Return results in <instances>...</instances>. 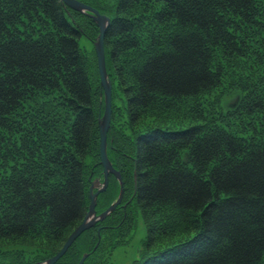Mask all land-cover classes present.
<instances>
[{"label": "trees", "instance_id": "1", "mask_svg": "<svg viewBox=\"0 0 264 264\" xmlns=\"http://www.w3.org/2000/svg\"><path fill=\"white\" fill-rule=\"evenodd\" d=\"M83 2L113 14L106 66L134 138L113 142L109 156L129 168L125 177L136 174L148 252L159 236L183 235L146 264H261L264 0H116L113 10ZM79 38L61 0H0V264H33L37 249L53 255L88 209L87 172L101 170V89ZM229 80L247 87L230 120L220 107L201 111ZM172 112L181 128L163 125ZM146 118L154 126L142 129Z\"/></svg>", "mask_w": 264, "mask_h": 264}, {"label": "rangeland", "instance_id": "2", "mask_svg": "<svg viewBox=\"0 0 264 264\" xmlns=\"http://www.w3.org/2000/svg\"><path fill=\"white\" fill-rule=\"evenodd\" d=\"M79 1H84V0H79ZM97 2L98 6H103L105 8H110V10H113V8L115 7V3L116 0H95V4ZM89 4V3H88ZM93 7L94 4H90ZM96 5V6H97ZM66 11H67V15L68 17L75 22V24L78 26V30H79V34H80V38H79V49L80 52L84 55L87 64H88V71H89V75L91 78L92 83L96 86V87H100V76H99V70L97 68L98 64H97V54L96 51L94 49V42L97 39L98 36V32H99V27L96 23H94L89 17H87L86 15L74 12L70 9H68L66 7ZM146 14H149L148 9L147 10H142ZM141 11H138L136 13V17L139 15ZM146 14L144 15L146 17ZM112 13L107 14V16L112 18ZM262 23H264V20H261ZM111 24V22H110ZM105 38V37H104ZM104 48L105 47V43H104ZM105 52L107 53V57L110 56V49H104ZM122 66V59L117 60V66ZM108 69V66H107ZM108 74L111 80H113V97H112V111H111V127L109 129V145H112V143L114 142V144L119 145V143L123 140H127V139H133V133L132 131L129 129V124H128V116H127V111H126V107H125V102H124V98H123V89L121 87L120 84H118V80L115 78V74L113 73L112 70L108 69ZM229 76H231L232 80H236L237 79V72L233 71V74H230ZM232 80H229L228 82H225V84H223V86L220 87V89H217L213 92V94L211 95H205L203 97V101L201 102V106L198 105V108L202 110L206 109L211 110L210 113H212L214 111V108H219L220 107V111H223V114L225 115L226 113L227 116L225 118L224 121L226 120H230V112H229V107L231 108V110L233 112L236 111L237 109V104L239 102V99L242 97V95L244 94V90L245 88H247L246 86H236L234 85V83L232 82ZM236 84V83H235ZM248 86V85H247ZM100 92L98 93L97 96H95V100H94V106L96 108V113H95V117H96V122H97V129H98V138L96 140V146H97V150H98V155H99V161H100V151H99V147H100V137H99V118L102 117V115L104 114L105 111V99H104V92L102 90V88L100 87ZM55 99V98H54ZM40 101V100H39ZM28 104H26L27 106ZM185 108V106H183ZM51 110L53 108L48 107ZM177 108H175L176 110ZM213 110V111H212ZM208 114V113H207ZM24 117V121L25 119V115L22 114ZM27 116V115H26ZM177 114L175 112H172L171 115H167V118L170 117L169 121H164L165 126H169L170 129H178L181 128L182 126H180V122L181 120H177L176 119ZM33 117H37V113H33ZM212 118V116H209ZM61 119H63V117H61ZM215 121L219 120V117L214 118ZM155 120L152 118H146V120L144 122L145 127L143 128H150L153 125V122ZM170 122V123H168ZM219 122H222V120H220ZM26 123V121H25ZM156 126V124H155ZM164 128H169V127H165ZM111 153V152H110ZM115 158V160H114ZM88 160L90 158H87ZM111 159L116 162V156L111 154ZM117 165L119 164L120 168L123 171H126V169H129L128 167L125 166L124 162H121L120 157H117ZM89 164V162H88ZM93 164V162H92ZM93 169V168H92ZM92 169H90V171L88 170V174L91 173V171H93ZM99 178H101L102 176H98ZM132 177H133V173L130 175V179L132 181ZM89 178V176H88ZM128 187V186H127ZM88 189H89V184H88ZM87 189V192H88ZM132 187L131 185H129V189L126 188L125 191V201L126 203L124 204V206L122 205L121 207H119V205L116 207L117 211L113 213L111 219L108 220V225L111 228H106V230L103 233V236L101 237V241L100 243H98V238H97V229H92L89 230L88 232H86V234L84 236H81L73 245L71 248H69V250L66 252V254H69L68 257L65 259L67 260V262L65 264H69L70 260L74 261V264H78L79 261L81 260V257H83L84 254H87L88 252H91L93 249V254L91 256H89V261L88 258H86V261H84L83 264H146L150 258L155 257L159 251L165 250L167 247L166 246H162L164 244L167 243H173L176 241H179L180 238L183 237V235H181V233L179 235H174L173 237L168 236V235H164V236H159L158 239L159 241L155 244L156 248V253L152 254L149 253L148 251H153L155 249L152 250H148L145 245V242H147L146 240L149 238L148 235V230H149V226H148V221H145L144 216L141 214V210L139 209V207L135 204L134 200V196H132V191H131ZM114 190V188H110L105 194L108 196L107 199H105L104 197H102V199H100L99 203H98V209L102 210L105 207H107V205L114 200V196L118 195L119 193V186L116 190V192H112ZM133 190V189H132ZM112 195V196H111ZM87 198H88V206L90 203V195L89 193H87ZM84 218L82 219V221L79 223L81 224L83 222ZM104 222V221H103ZM100 223L102 225H104L105 223ZM78 224V225H79ZM77 225V226H78ZM76 226V227H77ZM121 228V229H120ZM76 229V228H75ZM73 229V231L75 230ZM72 231V232H73ZM108 231V232H107ZM71 232V233H72ZM111 232H113L114 234V239H113V245H110V241L109 239L107 240V238L109 236H111ZM119 232V233H118ZM70 233V234H71ZM70 234H68L70 236ZM108 234V235H107ZM68 236V237H69ZM113 236V235H112ZM67 237V238H68ZM111 239V238H110ZM67 240V239H66ZM168 241V242H167ZM162 246V247H160ZM169 246V245H168ZM6 248V246H3V248ZM61 247H63V244H59L56 246V252L51 255V256H47L46 255V251L45 250H41V249H37L38 252L33 253L30 252L29 258H28V262H39L40 259H44V258H50L55 256L56 254H58V252L60 251ZM1 248V247H0ZM97 248V250L94 252V249ZM71 255L73 256V258L71 257ZM152 256V257H151ZM63 258V257H62ZM60 258L56 264L62 259ZM39 260V261H38ZM42 261V260H41ZM64 263V261L62 262V264ZM261 264H264V260Z\"/></svg>", "mask_w": 264, "mask_h": 264}, {"label": "water", "instance_id": "3", "mask_svg": "<svg viewBox=\"0 0 264 264\" xmlns=\"http://www.w3.org/2000/svg\"><path fill=\"white\" fill-rule=\"evenodd\" d=\"M62 2L72 10L90 16L99 27V35L94 43V46L97 54L100 85L104 91L105 99V111L103 116L99 118L100 164L103 167L104 181L101 189H99L95 193H93V189L100 185V181L99 179H96L92 182L90 186V204L88 206V211L84 217L83 222L79 224L76 229L70 234L58 254L47 259L44 262H41L40 264H56V262L66 254V252L69 250L72 244L79 238L80 235L95 226L97 222L104 220L116 209V207L121 203L124 195V182L122 176L120 172L114 168L107 153V134L110 128L112 111V85L111 81L109 80L105 64L104 37L111 20L108 16L101 14L98 10L78 0H62ZM110 174H113L117 178L120 185V193L118 199L106 211H104L100 215H97L95 210V207L97 205V198L101 192H104L107 189ZM87 257L88 254H84L78 264H83Z\"/></svg>", "mask_w": 264, "mask_h": 264}, {"label": "bare ground", "instance_id": "4", "mask_svg": "<svg viewBox=\"0 0 264 264\" xmlns=\"http://www.w3.org/2000/svg\"><path fill=\"white\" fill-rule=\"evenodd\" d=\"M103 193H104V192H101V194H103ZM65 242H66V241H65ZM65 242H64V244H65ZM64 244H63V245H64ZM61 248H62V247H61ZM60 250H61V249H60Z\"/></svg>", "mask_w": 264, "mask_h": 264}]
</instances>
